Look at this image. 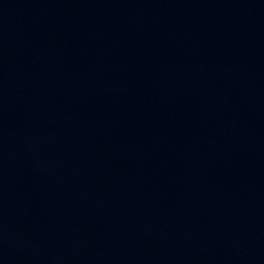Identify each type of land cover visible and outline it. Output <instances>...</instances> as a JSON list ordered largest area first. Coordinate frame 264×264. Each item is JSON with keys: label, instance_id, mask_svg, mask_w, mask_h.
<instances>
[{"label": "water", "instance_id": "water-1", "mask_svg": "<svg viewBox=\"0 0 264 264\" xmlns=\"http://www.w3.org/2000/svg\"><path fill=\"white\" fill-rule=\"evenodd\" d=\"M0 264H264V0H0Z\"/></svg>", "mask_w": 264, "mask_h": 264}]
</instances>
